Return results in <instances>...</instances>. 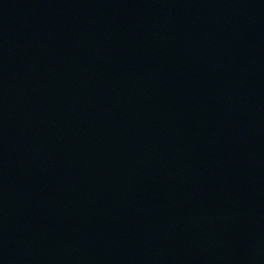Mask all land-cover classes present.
Listing matches in <instances>:
<instances>
[{
	"label": "water",
	"instance_id": "1",
	"mask_svg": "<svg viewBox=\"0 0 264 264\" xmlns=\"http://www.w3.org/2000/svg\"><path fill=\"white\" fill-rule=\"evenodd\" d=\"M0 264H264V0H195L0 218Z\"/></svg>",
	"mask_w": 264,
	"mask_h": 264
}]
</instances>
